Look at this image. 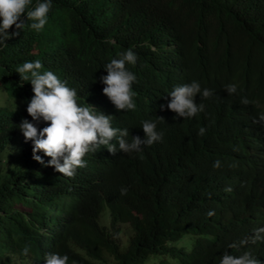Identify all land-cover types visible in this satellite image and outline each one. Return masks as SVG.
Here are the masks:
<instances>
[{
    "label": "trees",
    "instance_id": "obj_1",
    "mask_svg": "<svg viewBox=\"0 0 264 264\" xmlns=\"http://www.w3.org/2000/svg\"><path fill=\"white\" fill-rule=\"evenodd\" d=\"M138 1L51 0L43 29H32L36 21L22 16L25 27L20 34L6 45L0 43V94L12 97L0 99V149L12 159L7 168H0V264L24 259L29 261L22 264H35L53 252L67 255V264H143L151 253L158 256L155 264L166 262L161 255L176 259V264H190L177 258L172 242L185 232L195 243H207L203 230L219 235V256L248 251L264 264V247L251 240L240 243L264 228V143L254 131L258 118L248 114L239 92L227 94L209 73L192 66L181 78L214 90L212 98L194 97V102L204 104L203 112L192 118L161 112L158 117L165 122L158 121L156 130L163 132L162 140L142 145L139 152L96 151L73 177L33 160L17 137L19 115L28 105L21 102L25 91L17 81V68L35 57L47 61L48 49H67L84 31L104 57L131 48L138 56L134 66L165 92L169 73L164 50L175 17L193 41H205L217 32L216 53L223 63L236 69L245 86L264 90V25L248 19L246 11L264 8V0H163L134 15ZM30 5L29 10L35 7ZM146 23L157 29L146 43L125 37L127 28ZM13 30L15 26L8 31ZM71 84L82 97H91L88 73L75 75ZM148 119L156 117L141 108L138 126L126 125L131 137L143 138L140 122ZM201 127L204 135L198 134ZM37 155L45 164L50 159L42 152ZM217 160L221 167L214 168ZM121 189L127 192L122 195ZM103 208L112 233L97 222ZM209 211L215 214L209 216ZM120 223L130 229L123 246L115 239ZM233 243L239 247L230 248ZM25 245H30L28 255H22Z\"/></svg>",
    "mask_w": 264,
    "mask_h": 264
},
{
    "label": "clouds",
    "instance_id": "obj_2",
    "mask_svg": "<svg viewBox=\"0 0 264 264\" xmlns=\"http://www.w3.org/2000/svg\"><path fill=\"white\" fill-rule=\"evenodd\" d=\"M162 1L139 0L133 14H138L143 7ZM29 5L32 8L35 0H0V43L6 45L7 40L20 34L25 27L22 16L36 21L30 25L32 29H43L47 23L51 0H37L31 10L27 9ZM191 11L195 16L196 5L193 2ZM246 11L248 19H256L264 25V8ZM13 26L15 30L9 32ZM156 32L153 23L135 24L127 28L125 37L133 43H146ZM217 43V32L205 41H193L185 25L174 17L163 59L169 78L166 91L161 92L146 72L134 66L138 56L131 48L119 50L111 58L104 57L94 49L89 34L84 31L74 37L69 48L48 49L47 61L35 57L31 58V62L15 67L19 73L17 81L24 86L25 91L21 102L28 103L23 107L16 124L17 137L33 160L45 167L51 166L67 177H73L77 168L86 167L88 156L96 151L112 155L142 151V145L150 146L163 138V132L156 130L157 122L164 121L163 117H158L161 112L165 111L178 118H192L203 112L205 107L203 103L194 102V97L199 94L201 99H209L215 95L213 89L201 88L196 81L188 84V80L181 79L188 76L192 66H195L199 72L213 76L216 83L224 86L227 94L239 92L242 95L241 103L246 105L248 114L258 118L259 123L254 131L264 143V90L245 86L236 69L224 64L216 53ZM149 48L154 49L152 45ZM86 73L90 75L92 85L89 98L79 95L71 84L75 75ZM3 93L6 100L12 99L7 92ZM141 108H146L156 120H142L143 138L131 137L133 132L126 129V125H130L131 129L138 126ZM205 132L206 129L201 127L198 134L204 135ZM38 152L50 157L47 164L37 155ZM0 153L8 156L4 150L0 149ZM9 158L11 163L12 159ZM213 167H221V162L215 161ZM126 192L127 189H121L122 195ZM214 214V211L208 212L209 216ZM97 222L99 224L98 218ZM102 223L112 233L107 220ZM203 232L209 237V241L204 244L195 243L185 232L180 238V246H174L172 242L177 250V258L190 264H209L215 258H218L217 264H260L248 251L240 256L227 252L219 256V235L213 231ZM262 234L264 228H259L253 237L240 243L246 244L251 240L253 245L264 247ZM188 244L190 247L186 250ZM229 247L237 248L239 245L233 243ZM29 252L30 245H25L22 255H28ZM68 260L67 255L53 252L45 253L35 264H67ZM27 261L24 259L19 262Z\"/></svg>",
    "mask_w": 264,
    "mask_h": 264
},
{
    "label": "rangeland",
    "instance_id": "obj_3",
    "mask_svg": "<svg viewBox=\"0 0 264 264\" xmlns=\"http://www.w3.org/2000/svg\"><path fill=\"white\" fill-rule=\"evenodd\" d=\"M0 99H1V102H4L6 100L4 93L0 94ZM0 154H3V153H0ZM9 164H10V158L7 155H0V168H7L9 166ZM103 210H105L106 214L102 217ZM103 210L100 212V214L98 216V221H99V224L101 226H103L102 221L107 220V223H109V217H108L107 210H106V208H103ZM129 233H130V229L126 223L118 225V232L115 234V239L121 244V246L124 245L125 240H126L127 236L129 235ZM181 242H182V239H179V240L173 242V245L174 246H180ZM189 247H190V244H188L185 247V249L188 250ZM156 257H158V256H156L154 253L149 254L147 259L145 260V262L143 264H155L154 259ZM161 258H164L166 260V262L163 264H176V259H168L164 255H161L159 259H161ZM21 263L22 262H19V264H21Z\"/></svg>",
    "mask_w": 264,
    "mask_h": 264
}]
</instances>
